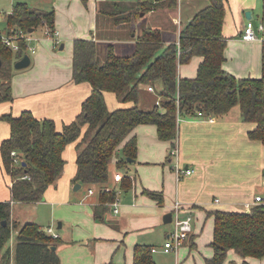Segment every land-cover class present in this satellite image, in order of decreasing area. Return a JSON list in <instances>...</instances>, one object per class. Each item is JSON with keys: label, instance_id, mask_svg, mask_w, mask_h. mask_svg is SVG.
<instances>
[{"label": "trees", "instance_id": "1", "mask_svg": "<svg viewBox=\"0 0 264 264\" xmlns=\"http://www.w3.org/2000/svg\"><path fill=\"white\" fill-rule=\"evenodd\" d=\"M209 1L208 6L182 26L177 41L168 44L164 43L163 31L151 27H144L134 50L121 56L112 45L100 54L94 40L75 39L72 79L75 83H88L91 92L83 101L80 113L72 122L64 124L60 132L53 120L37 119L29 110L17 117L11 114L0 117L9 125V136L0 143V156L2 168L11 178L10 198L0 201V251L10 238L12 228L16 227L11 216L12 203L42 200L48 187L62 175L66 163L63 151L78 139L72 181L98 189V202L93 207L98 221L103 220L108 205L116 199L114 189L103 191L109 186L110 164L115 161V169L126 170L127 159L136 158L137 140L130 134L138 125H154L158 139L174 147L179 117H196L198 111L217 116L239 106L242 120L255 124L248 132L249 138L264 144V42L259 78H237L225 72L222 69L227 40L222 34L225 0ZM177 6L178 0L105 2L100 4L98 14L103 13L116 27L128 28L135 26L141 13L144 17L150 10H174ZM262 15L264 17V1ZM5 22L7 31L16 29L27 33L31 28L46 26L52 32L54 13L32 8L26 2H16L6 14ZM26 53L23 41L14 52L0 39V102L12 100L14 62ZM195 55L202 57L196 76L179 78L178 66L188 63ZM156 82L161 83L163 100L160 105L141 109L138 106L140 86L153 87ZM105 92H112L120 103L131 105L109 110ZM13 150L21 159L19 165H12L10 153ZM131 186L132 180L125 171L119 187L126 191ZM144 193L162 203L161 193ZM210 213L214 216L213 256L206 264H222L228 250H234L243 258L239 264H248L244 260L247 257L264 258V204L253 205L249 211ZM60 242L59 237L52 238L37 223H25L17 227L13 247L0 256V264H60L56 250L50 249L58 247ZM151 249L149 245H135L130 264H156Z\"/></svg>", "mask_w": 264, "mask_h": 264}, {"label": "crops", "instance_id": "2", "mask_svg": "<svg viewBox=\"0 0 264 264\" xmlns=\"http://www.w3.org/2000/svg\"><path fill=\"white\" fill-rule=\"evenodd\" d=\"M6 1L3 0L4 3ZM263 1L225 0L222 34L227 40L222 69L237 78L261 76L264 42ZM16 2H26L29 5L27 0H11L9 7L6 8L3 4L0 9L6 10L5 13L8 14ZM103 2L106 0H37V6L32 8L53 11V31L57 32L60 43L59 46H55L52 38L45 35L46 28L42 26L41 32L36 34L35 50L28 54L30 65L24 69H15L13 73L11 82L13 98L11 101L0 102V117L5 114L17 117L22 111L29 110L37 119L53 120L58 132L64 124L76 118L83 101L90 95L91 87L88 83H75L72 79L73 41L78 38L92 39L99 45L100 54L105 52L107 46L112 45L115 53L121 56L134 50L137 37L141 33L135 27L137 22L134 27L122 29L126 36L110 37L100 32L98 8ZM209 4V0H180L174 10H150L146 15L153 18L154 23L150 22L152 25L149 27L163 31L165 44L177 41L182 26ZM185 11L189 13L186 17L182 14ZM246 11L251 12L258 27L261 25V28L254 29L257 34L255 40L242 38L249 21L245 18ZM107 20L110 19L105 16V23ZM0 22L5 23L2 14ZM112 26L122 28L113 24ZM31 34L33 35V32ZM201 61L202 57L195 55L188 63L180 64L178 77L194 78ZM144 86L140 87L138 106L141 109H150L157 103L152 99L154 92L147 90L149 85L146 89ZM143 93H148L151 101L145 99ZM104 97L109 110L119 107L117 105L120 102L114 93L105 92ZM108 99L112 100V105L108 104ZM213 117V121L198 116L178 118V134L175 140L178 149L177 159L170 155L173 148L170 142L158 139L154 125L142 124L134 128L130 136L136 138L139 146L136 158L129 163H135V169L140 173L137 178L136 174L135 178L129 176L132 186L129 190H123L126 196L122 201L119 215H112L108 208L102 221L96 220L93 214V207L98 202L96 192L98 189L94 185H89L88 189L93 188L95 193L81 199L83 205H75L78 200L77 194L84 185L79 183L80 189H73L76 183L72 178L76 170L75 159L80 139L74 141V171L70 168L65 175L62 172L56 183L49 186L44 193V196L49 193L52 199L54 191L58 197H65L63 201L68 202H63L62 207L79 206L70 212L68 218L70 223L75 225L73 229L84 235L77 243L59 237L61 242L56 247V252L60 264H104L110 261L132 263L135 245L156 247L145 243L147 233L155 229L159 222L165 224L163 216L168 212L173 213L176 202L180 203L181 215L192 217V230L176 254L164 252L163 244L157 249L159 248L161 253L171 255L173 264H206V260L213 256L211 242L214 216L210 212L249 211L245 204H249L250 208L258 204L254 202L256 196H261L263 201L259 203L264 204V144L258 140H251L248 136V132L255 128V124L242 120L239 106ZM8 136L9 125L0 118V143ZM66 154L64 150V160ZM176 161L180 167L184 165V168H193L194 173L178 178L173 168ZM114 162L110 164L109 183L117 184L113 175L122 172L115 169ZM127 170H130V165L127 166ZM59 180L62 185L59 182L57 186ZM10 185L11 178L3 170L0 156V201L9 200ZM144 191L161 193L162 203L159 204L148 197ZM44 201L42 199L38 202ZM51 201H54L52 204L57 203L55 200ZM57 211L56 205L51 207L53 214L50 216L51 220L53 216L56 218ZM64 225L61 224V228ZM164 236V239H167L168 232H165ZM75 244L77 245L73 247ZM60 245L67 248V253H70L67 260L59 255ZM122 246L126 248V257L120 258L116 254ZM244 260L248 264H264V258L247 257ZM242 261L243 258L234 250H228L222 264H239Z\"/></svg>", "mask_w": 264, "mask_h": 264}, {"label": "rangeland", "instance_id": "3", "mask_svg": "<svg viewBox=\"0 0 264 264\" xmlns=\"http://www.w3.org/2000/svg\"><path fill=\"white\" fill-rule=\"evenodd\" d=\"M27 1L31 7L37 6V0H27ZM129 1H131V0H106V2H109V3L129 2ZM10 3H11V0H7L5 3L3 2V0H0V6L5 4L6 8L9 7ZM103 3H105V2H103ZM183 4L185 5V2ZM184 5H183V8H184ZM5 12H7V11L4 9H0V14H2L4 21H5V14H6ZM182 14L186 17V15L189 13L187 11H185ZM185 17H183L184 21L186 20ZM98 18L100 21V32H102L104 35H107L110 37L126 36V33L122 31V29H124V28L113 27L111 24V20H107L105 23V16L103 13L99 14ZM136 22L137 23H136L135 27L137 28L138 31H141L144 27H149L150 25H152L150 22L154 23V19L150 18L149 15H146L144 17L141 16L139 18V20H137ZM162 24H163V22H162ZM105 26L107 29L105 28ZM41 28L42 27H38L35 31H33L32 36H33L34 40L31 41L30 45L32 47H34V49H35L34 43L37 41L36 34L38 35V33L41 32ZM6 31H7L6 22L5 23L0 22V33L5 34ZM10 31H16V29H11ZM10 31H7V33H9ZM124 50H128V49L124 48ZM125 54H127V53H125ZM185 67H187V66H185ZM144 85H145L144 88L146 89L147 84H144ZM141 86H143V85H141ZM153 87H154V91H153L154 93L152 94V96H154V97H152V99H154V102L157 103L156 105H160V102L163 100V97L160 94V90L162 87L161 83L156 82L153 85ZM142 95L145 97V99H148L149 101H151L148 97V95H149L148 93H146V94L143 93ZM107 101H108L109 105L113 104L111 99H108ZM117 106H119L118 108L129 107L130 103H125V104L119 103ZM137 146H139V143ZM65 152H67V154L65 155L66 164H65V167L63 170V174L68 173V169H70V168L72 171H74L75 143L71 142L65 148ZM172 157H174V156H172ZM134 164L135 163H129L128 166L130 165V170H127V169L121 170L122 174L125 171H127L131 178H135L134 174H136V178H137V175H139L140 172L136 171V169H135L136 165H134ZM181 167L184 168V165ZM63 177L64 176H62V178ZM60 180L57 182V186H58ZM69 183H71V181H69ZM60 185H62V182H60ZM107 187H110V189H114L116 191V199L118 201L117 205H118V210L120 212L121 204H122V201L125 200L126 194L123 193V190L120 189L119 183H117V184L109 183V186H107ZM71 189L72 188L70 187V191L72 193L73 190H71ZM87 189H88V186L84 185V188H82L79 191V193L77 194L78 200L75 203V205H77V204L83 205L84 204V202L82 200L86 198ZM50 191H52V189H50ZM57 191H58V188H57ZM96 192L99 193L98 190H96ZM104 192H107V191H104ZM56 193L57 192L54 191V199H52V197L49 195V193H48V195L43 196V199L45 200L44 202H35V203H18V202H15L14 204H12V207H11L12 215L11 216H12V220H14L16 222V227L12 228L10 238L8 239L4 248L0 251V256L6 251V249H11L13 247L15 235L17 232V227L20 228L25 223H28V222L37 223L38 225L42 226V229H44V231L48 227H50L54 233H57L59 235V237L63 238L64 240L76 241V243L80 241L79 239L82 238V236L84 234L82 232H79L77 229H73V226H75V225L71 224L69 221V218H68L70 212H73L74 209L78 208L79 206L71 205L68 207H62L63 202H68V201L67 200L63 201V199H65V197H62V196L58 197L56 195ZM94 193H95V190H94ZM51 200H55L57 203L52 204V202H54V201H51ZM74 202L75 201H72V203H74ZM54 205H56V209L58 211L56 212V218H55V216H53V220H51V217H50L52 214L51 213V207H53ZM81 207H83V206H81ZM108 207L110 208V212H111L112 206L109 204ZM111 214H112V212H111ZM112 215L118 216L119 213L118 214H112ZM180 217L184 218L185 216L181 215ZM57 218H60V219H57ZM59 222L61 224H63V223L65 224L63 228H60V229L57 228ZM173 228L174 227H173L172 222L168 223V224H160V222H159L158 226L155 229L148 231L145 243L147 242V244L156 245V248L159 247V245L164 244L165 241L167 240L166 238L164 239L165 232H168V234H169L173 231ZM76 245L77 244H75L73 247H75ZM158 249H157V252L155 251L156 253H152L156 263L157 264H173V258L171 257V255L161 253ZM61 251H65L66 253L61 252ZM58 252H59L60 257L61 258L65 257L66 260L70 255V253H67L68 252L67 248H64L62 245H60ZM116 256H119L120 258L123 256L126 257L125 246H122L121 248H119Z\"/></svg>", "mask_w": 264, "mask_h": 264}, {"label": "built area", "instance_id": "4", "mask_svg": "<svg viewBox=\"0 0 264 264\" xmlns=\"http://www.w3.org/2000/svg\"><path fill=\"white\" fill-rule=\"evenodd\" d=\"M180 1V0H178ZM257 28H261V25ZM45 35L47 37L52 38L53 43L55 46H59L60 40L58 38V34L55 31H50L48 29H45ZM257 34H255L253 24L251 21H248L245 29L242 33V38L245 40H255ZM0 39L4 45L9 47L12 51L16 52L20 49V41H23L26 51V54L33 53L34 52V47H32L31 41L34 40L33 36L29 32H22L21 30H16V31H10L9 33L2 34L0 33ZM180 51L178 50V54ZM148 91H154L152 86L147 87ZM197 116L206 119L207 121H213L214 117L213 115H205L203 112L198 111ZM11 155V160H12V165H19L21 163V159L18 155V153L13 150L10 153ZM170 155L178 158V149L176 146L172 148L170 151ZM174 171L177 175L178 178L182 176H187L191 175L194 173L193 168H182L179 166L178 161H176V164L174 165ZM123 177V174L121 173H116L113 175V179L115 182L119 183ZM23 178H27V176H23ZM110 187H105L103 191L109 192ZM94 193L92 188L87 189V195H92ZM218 201V200H217ZM261 196H256L254 197V202L259 203L262 202ZM117 199H115L110 205L112 206L111 211L113 214H118V205H117ZM247 207V210L250 209L249 204H245ZM181 208H180V203L176 202L173 206V213H172V223H173V231L168 234L167 240L163 244L162 250L166 253H177L179 248L182 246L184 241L187 239L189 233L192 230V217L191 216H185L184 218H181ZM46 233L51 236L52 238H58L59 235L57 233H54L50 227H48L46 230ZM152 253L157 251L156 247H152L151 249Z\"/></svg>", "mask_w": 264, "mask_h": 264}, {"label": "water", "instance_id": "5", "mask_svg": "<svg viewBox=\"0 0 264 264\" xmlns=\"http://www.w3.org/2000/svg\"><path fill=\"white\" fill-rule=\"evenodd\" d=\"M141 1H147V0H141ZM141 16H143V13L140 14ZM245 18L249 21H251V23L253 24V27L255 30H257V23L255 21V19L252 18L251 16V12L250 11H246L245 12ZM34 29L31 28L29 30V32H33ZM63 48V45L60 46V49ZM2 65V61L0 59V66ZM30 65V56L28 54H24L20 59H18L17 61H15L14 63V69L16 70H20V69H24L26 67H28ZM128 162H132L133 160L132 159H127ZM23 165H24V162H23ZM74 190H78L80 189V184L79 183H76L74 185ZM163 222L165 224H168V223H171L172 222V213L171 212H168L166 214H164L163 216ZM3 225H6V221H3ZM58 229L61 228V223L59 222L58 223V226H57ZM51 250L55 251L56 250V246H51L50 247Z\"/></svg>", "mask_w": 264, "mask_h": 264}]
</instances>
